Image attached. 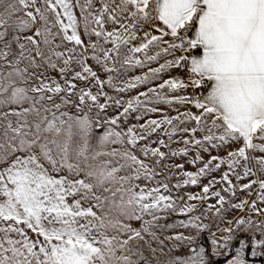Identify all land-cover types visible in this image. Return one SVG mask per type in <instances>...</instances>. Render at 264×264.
<instances>
[{"label": "snow or ice", "instance_id": "1", "mask_svg": "<svg viewBox=\"0 0 264 264\" xmlns=\"http://www.w3.org/2000/svg\"><path fill=\"white\" fill-rule=\"evenodd\" d=\"M89 60L108 74L106 81ZM0 61V108L19 109L0 113V264H140L143 248L153 255L162 250L164 240L155 231L165 227L159 224V213L197 209L184 203L183 196L162 194L161 188L170 192L167 183H136L154 179L156 172L133 149L163 125L172 126L171 132L165 131L169 140L178 130L190 133L183 143L198 150L241 145L223 158L210 155L198 171H183L174 187L196 186L227 164L237 180L257 177L242 190L250 192L258 184L257 200L264 203V0H0ZM153 63L159 66L151 67ZM131 67L148 71L117 87L112 73L123 75ZM174 69L184 75L169 76L126 102L103 90L105 84L118 93L137 89ZM76 81L88 86L78 87ZM189 88L191 95L179 94ZM158 89H167L171 97ZM161 103L191 105L199 111L117 130L131 113ZM110 107L123 111L102 124L100 118ZM93 108L96 119L89 114ZM189 121L195 127H180ZM104 124L108 128L100 135L96 129ZM137 127L143 132L138 134ZM140 151L144 157H157L156 166L165 157L159 148L145 145ZM179 153L187 156L188 148ZM202 160L197 151L191 162ZM172 167L183 169L179 164ZM236 168H242V176ZM221 179L229 185L224 191L234 197L236 186L229 173ZM214 183L213 177L187 200L207 201ZM212 195L219 206L208 205L200 215L181 222L180 227L194 229L196 235L167 237L173 242L169 253L195 244L210 223L219 228L229 208L243 210L249 203H231L219 191ZM250 210L264 215L256 201ZM209 212L215 219L204 223ZM228 223L220 229L226 233L223 244L211 240L212 255L228 248L237 230L259 231L264 237V220L238 217L235 228L233 221ZM252 243V256L264 255L256 250L264 247V238L253 235ZM244 248L241 240L227 264H247ZM189 250L190 255L168 256L156 264H212L204 247Z\"/></svg>", "mask_w": 264, "mask_h": 264}, {"label": "rangeland", "instance_id": "2", "mask_svg": "<svg viewBox=\"0 0 264 264\" xmlns=\"http://www.w3.org/2000/svg\"><path fill=\"white\" fill-rule=\"evenodd\" d=\"M85 42H87V37H82ZM93 40H95V37H93ZM179 54V53H177ZM89 64H91L95 70L98 71V74L100 75L101 79L107 80V75L104 72H101L95 65V63L91 60L88 61ZM164 61L161 60L160 63H163ZM0 63H3L0 61ZM26 63V62H25ZM159 64L153 63L151 67H158ZM20 67H24V63L20 65ZM119 68L120 65H117ZM30 71H33L30 69ZM148 71V67L145 68H139V67H131L128 69L126 73L123 75H120L119 73H112L113 76L116 77L114 80V83L117 85V87H123L124 81L128 79H132L137 75H143ZM121 73H123V69H121ZM50 75L54 76L61 84L64 83L62 79H60L59 75L55 72H51ZM183 76L184 72L180 69H174L171 70L169 73L164 74L161 79H158L156 81H153L150 85H140L137 89H131L123 93H118L114 89L109 88L107 84H105L104 91L107 92L110 96L115 97L116 99H120L122 102H126L129 99H133L135 96L138 95L141 91H146L147 87H157L159 83L163 82V79H168L169 76ZM32 83H36L33 81ZM78 87H87L84 82L76 81ZM93 93L97 91L96 87H92ZM163 93H167V89L159 90ZM193 93V90L189 88L186 92H181L179 94H188L191 95ZM50 95V94H49ZM169 98L171 97V93H167ZM75 100L76 98L73 97ZM143 99V97H141ZM57 102L59 100L57 99ZM78 103V100H76ZM101 103H104V98L101 97L100 99ZM89 103H91L89 101ZM27 106V105H25ZM157 107V112H149L147 111V108L151 107ZM72 112H76L77 109L74 106H68ZM84 111L87 112V105L81 106ZM13 108H17L15 105L7 106L0 108V113L3 112H10ZM67 110V109H66ZM186 110H191L193 113L198 114V111L195 107L191 105H179L176 103L173 104H159V105H147L146 108H142L137 112H133L129 115V118L126 122L121 120L120 128L117 130H124L129 126L133 125H140L146 123L150 119H156L161 120L165 115L169 117L177 116L179 113L184 112ZM122 108H114L110 107L107 111V116H102L101 123L103 124V121L107 119L108 117H114L117 115L118 112H122ZM96 112L97 109L93 108L91 113H89L93 119H96ZM139 115L141 119L137 120L135 117ZM13 122H15V117H10ZM174 124H179L178 121H173ZM115 127V126H113ZM180 127H188L191 129L192 127H195L194 121H189L184 125H180ZM108 128L107 124H104L102 128H97L96 131L98 134L102 135L104 131H106ZM171 125H163L161 128H158L155 133H152L151 135H148V138L146 140H140L136 147L133 149V151L141 158L144 159L145 162L149 165V167H155L156 175L154 179L152 180H140L136 181V183L141 184L142 186H150V187H156L158 185H162L164 183H167L170 188V192H164L163 188H161V192L164 195H171L173 199H175L177 196H183L184 203H192L197 205V209L193 213H185L181 214L179 212H173V213H159V215L162 217L159 221V224L165 225V227L157 228L155 229L157 236L164 240V246L162 250L157 251L155 255L151 253V251L145 247L143 248L144 253V260L140 261V264H145V261L149 262V264H156V261L159 259L161 262H163L165 259L168 258V256H184V255H190V247H204L206 255H209L212 259V264H227V261L231 258H233L236 255V250L240 247V241L243 240L245 243L244 248V258L247 261V264H264V255H257L252 256V250H253V243H252V237L255 235L256 239L264 238L261 236L259 231H256L253 233L252 231H241L237 230L234 232L235 238L229 243L228 248H219L217 255H212L213 252V245L211 244V240L213 238H216L218 241V244H223V240L221 239L222 236L226 235V233L222 232L220 229L229 227L228 221H233V224L231 225L233 228H235L234 220L238 217H243L245 219L251 218L254 221H261L264 220V215H257L255 212H251L250 210V204L252 201H256V207L258 209H264V203H261L259 200H257V192H258V184L252 185V189L249 192L248 189H243L242 186L246 183H250L251 180L256 179L255 176H249L247 178H243L240 180H237L236 175L233 174L232 170H230L227 166V164L221 165L220 169L214 170L207 178H201L200 182L196 186L188 185V186H182L181 188L174 187L176 183L179 180H182V173L183 171H198L200 167L203 166V162L207 161L210 157V155H217L221 158L227 156V152L231 149H235L240 147V144L237 143H229L223 147L220 148H212L210 145L208 146V151L198 150L194 148L191 144L185 145L183 143L184 139H190V133H184L182 131H177L175 135L172 136V139L169 140V136L165 134V131L171 132ZM137 133H142L143 130L139 127L136 128ZM196 138H201V134L197 133ZM160 140L164 141V145L160 144ZM148 146L150 148H159L160 151L165 153V157L161 160L159 166H156L154 164V161L158 159L157 157H152L149 155L148 157H144L140 149L143 146ZM131 147V146H129ZM188 148V155H182L179 153V150L182 148ZM173 151H176L178 154L176 156H172L171 153ZM197 151H200L201 156L203 157L202 161H196L195 163H192L191 161L194 160ZM183 165V169H177L172 167V165ZM225 172L229 173V179L232 181V185L236 186V195L233 197L229 192L224 191L225 188H228L229 185L226 181H223L221 177ZM235 172H238L243 175L242 168H236ZM170 177V179H169ZM215 178L216 183L210 186V192L208 194V200L201 202V201H188L187 197L189 194L197 195L202 192V186L209 184V180L212 178ZM261 179H264V175L260 176ZM219 191L221 195L225 196L226 200L230 201L231 203H239L241 200H247L249 203L245 206L243 210H233L231 208L228 209V212L225 217V221L223 223H219V228H217L215 225H212L210 222L215 219L214 213L209 212L206 214L207 218H202L204 223H210V230H205L196 240L195 244L191 246H185L181 245L179 248L172 249L171 253H169V249L172 248V241L166 239L169 236H174L178 233H183L184 235H196V231L194 229H185L183 227H180L181 222L187 223L189 219H192L195 215H200L201 211L208 207V205H216L217 204V198L212 195V192ZM177 204H181V201L177 200ZM227 207V205H226ZM146 219H151V217H146ZM172 225V227H167V225ZM134 227H139L140 222H133ZM212 233L215 234L213 237ZM142 243V242H141ZM152 247H157L156 242H152ZM256 250L258 252H264V247L256 246Z\"/></svg>", "mask_w": 264, "mask_h": 264}]
</instances>
